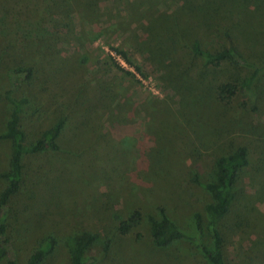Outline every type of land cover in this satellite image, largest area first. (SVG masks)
I'll list each match as a JSON object with an SVG mask.
<instances>
[{
	"label": "rangeland",
	"instance_id": "374dc122",
	"mask_svg": "<svg viewBox=\"0 0 264 264\" xmlns=\"http://www.w3.org/2000/svg\"><path fill=\"white\" fill-rule=\"evenodd\" d=\"M193 1L71 0L72 21L59 17L57 8L42 0H0V133L12 112L3 95L13 89L10 72L32 68V80L19 79L14 86L15 96L27 101L20 122L26 143L35 142L66 116L70 127L64 130L67 144L62 146L76 152L73 158L64 150L25 157L28 181L24 192L36 181L33 192L38 199L17 196L9 205L6 221L12 256L21 264H26L38 241L48 236L58 244L44 264H71L65 241L82 231L100 236L87 253L96 259L95 264H209L191 242L157 247L149 217L160 219L164 208L184 231L193 233L194 214L200 213L204 242L211 245L205 207L213 196L192 178L199 174L204 183L211 182L215 160L245 145L255 168L240 175L236 202L220 231L226 264H264V135L257 126L249 128L264 123L263 93L260 112L254 110L259 103L256 98L238 94L229 117H215L224 120L213 121L202 132L186 118L177 122L173 112L181 107L187 80H181L182 89H177L168 74L157 71L156 56L144 52L145 39L152 40V45L166 42L171 54L197 73L201 62L186 44L198 38L208 50L218 49L228 28L246 56L251 60L259 54L263 57L264 0H225L234 3L233 10H237L235 5L242 7L244 13V17L227 14L225 19L213 13L217 0H196V9L205 3L213 16L209 17L211 25L201 29L194 20L198 16L186 19L183 15L189 9L184 8L186 3L190 7ZM175 11L182 12L176 26L167 16ZM159 18L164 19L167 34L157 23ZM187 25L197 27L196 35L189 33ZM114 48L125 50L132 64ZM247 73V69L223 66L208 79L239 86ZM161 99L163 105L157 103ZM241 120L242 129L237 127ZM258 137L263 143L256 142ZM11 151L9 141H0V174L9 166ZM161 157L165 162L158 161ZM153 159L157 160L155 169L164 171L157 181L149 166ZM49 182L64 190L54 205L49 203L50 192L43 191ZM4 187L0 178V191ZM136 210L142 214L140 224L122 235L121 220ZM109 240V250H104ZM12 256L1 264H8Z\"/></svg>",
	"mask_w": 264,
	"mask_h": 264
},
{
	"label": "trees",
	"instance_id": "16d2710c",
	"mask_svg": "<svg viewBox=\"0 0 264 264\" xmlns=\"http://www.w3.org/2000/svg\"><path fill=\"white\" fill-rule=\"evenodd\" d=\"M43 2L51 3L57 8V15L59 17L68 18L73 21V14L75 11L71 6V0H42ZM192 1V0H190ZM198 1V0H197ZM194 0L188 6V3L184 8H189L188 11L183 14L185 18L192 19L196 15V19L201 28H208L212 20H209L211 16V9L204 3L201 4L198 9V4ZM213 13L216 18L218 16L225 19L228 15L234 14L238 17H244V13L241 12L242 7L235 5L237 10H233L234 3L227 2L225 0H217ZM183 8V9H184ZM196 9V10H195ZM182 10V7H181ZM239 11V12H237ZM171 23L175 26L177 21L181 20L182 12L175 11L169 13ZM232 17L229 16L228 19ZM162 18V17H161ZM227 19V20H228ZM157 23L162 26V31L167 34L168 31L164 29V19ZM190 28L189 33L194 34L197 27L191 25L186 26ZM185 28V29H186ZM225 41L222 46L215 50H208L205 48L204 42L201 39H194L186 44L190 48L191 55L200 60L201 67L199 72L191 70L187 64H183L179 58L176 59L169 48L167 43H157L152 45V40L145 39L147 44L144 47V52L149 56L155 57L154 63L158 72H165L168 74V80L172 81V84L177 89L180 81L187 80L189 85L187 90H184L182 95L181 107L179 110H174V114L177 118H186V122H191L194 125H198L202 132L205 131L209 125L214 121L216 124L224 120L222 118L215 117H229V108L238 94H244L250 98H256L255 103L259 102L255 106L254 110L261 111L262 93L264 95V88L262 92V80L264 78V56L259 54L257 59H252L245 55L241 46L231 31L226 29L223 32ZM185 36V34H184ZM148 38V37H146ZM158 38V37H156ZM161 41V39H159ZM115 52L122 57V59L129 64L132 61L128 57V53L125 50L114 48ZM190 55V56H191ZM183 67H182V66ZM223 66H230L235 68L247 69L248 73L244 78H240L239 86L232 83H220L216 82L213 78L209 80L210 76L215 73L218 68ZM177 68L178 71L175 69ZM123 69V68H122ZM136 69L140 72L142 69L136 66ZM132 75L130 72H126ZM13 89L3 93L6 100L12 106L11 116L7 122L5 130L0 133V141H9L11 143V155L8 161V168L5 172L0 174V178L4 180L5 187L0 191V264L8 256H12L14 253L13 244L7 234L6 221L9 215V205L18 196H32L35 200L38 196L33 192L34 186L37 185L35 181L33 188H28L27 192H24V188L28 181V170L25 163V157H40L43 155H51L53 152L66 151L70 152L69 156L73 158L75 151L73 149L63 148L62 143L67 144L64 139V130L70 127V120L66 116H62L57 124L49 131H44L41 136L33 143L27 144V134L20 126L21 116L24 111L26 99H18L15 96L14 86L19 79L32 80L34 77V71L32 68L17 67L10 72ZM180 91V90H178ZM161 101V102H160ZM157 103L163 105L165 100H160ZM159 112L162 109H158ZM231 110V109H230ZM235 117L236 115H230ZM229 118L232 120V118ZM180 121V120H179ZM242 120L237 124L238 128L242 129ZM264 123L252 124L249 128L255 126L260 128V135H264L263 131ZM217 133H220L217 130ZM219 137V134L217 135ZM256 142L263 143L262 138H256ZM72 145V144H71ZM122 153L124 150L121 151ZM251 154L249 146H239L229 154L218 157L214 162L212 181L204 183L199 174L194 175L192 181L201 186L213 196V201L206 205L205 211L207 213V228L208 234L211 238V245H207L204 242V219L200 213H195L193 217V233L184 231L174 218L166 212L164 208H161V218L157 219L154 216L149 217V223L151 226V234L154 244L159 248H165L178 241H186L193 243L198 251L206 258L209 264H226L225 245L222 233L220 231L221 223L232 212V208L237 198V183L242 173L249 169H254L255 166H251ZM50 158L49 156H46ZM52 163L51 160H48ZM160 163L165 162L161 157L158 159ZM169 161V160H168ZM150 170L153 174L152 177L155 181L159 179V176L164 174V171H157V160L151 161ZM173 171V169L171 167ZM47 174V173H46ZM33 181L31 182V186ZM69 189V188H68ZM68 189H65L66 194ZM44 192H50L51 199L49 203L54 205L62 197L64 190L59 191V188L52 187L49 182L48 188L43 189ZM65 199V197H63ZM66 199H69L66 198ZM46 203V202H45ZM142 214L139 210L134 211L126 220H121L119 230L122 235H128L134 228L138 227L141 222ZM100 236L92 231L76 232L66 239V246L68 247L71 264H95L96 259L87 256L88 251L98 243ZM111 241H106L104 250H109ZM58 241L53 236H48L38 241V245L29 256L26 264H44L48 257L54 254ZM8 264H21L20 261L12 256L8 260Z\"/></svg>",
	"mask_w": 264,
	"mask_h": 264
}]
</instances>
